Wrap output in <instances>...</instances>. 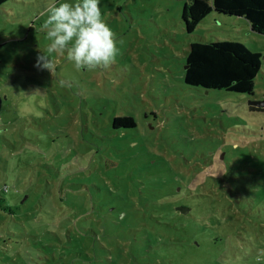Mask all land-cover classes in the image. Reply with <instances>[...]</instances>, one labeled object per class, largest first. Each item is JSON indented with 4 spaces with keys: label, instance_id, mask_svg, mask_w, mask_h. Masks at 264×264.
Masks as SVG:
<instances>
[{
    "label": "rangeland",
    "instance_id": "374dc122",
    "mask_svg": "<svg viewBox=\"0 0 264 264\" xmlns=\"http://www.w3.org/2000/svg\"><path fill=\"white\" fill-rule=\"evenodd\" d=\"M184 3L0 5V264H89L66 244V229L82 235L69 222L87 226L119 197L136 199L150 171L181 177L206 168L241 174L243 200L235 204L226 193L235 184L191 185L190 222L211 226L201 195L208 193L224 204L228 197L218 217L233 228L190 230L221 254L218 264H264V105L250 109V101L264 100V34L221 13L188 34ZM200 37L241 41L262 54L254 94L184 82L190 42ZM126 115L137 125L113 128L114 117Z\"/></svg>",
    "mask_w": 264,
    "mask_h": 264
},
{
    "label": "trees",
    "instance_id": "16d2710c",
    "mask_svg": "<svg viewBox=\"0 0 264 264\" xmlns=\"http://www.w3.org/2000/svg\"><path fill=\"white\" fill-rule=\"evenodd\" d=\"M6 1L0 0V5ZM184 1L181 18L188 34L193 33L211 13L243 17L252 31L264 34V0ZM261 57L260 52L252 51L241 41L204 40L200 37L190 42L185 58L184 82L206 89L254 94L255 78L261 70ZM253 108L258 107L250 105V109ZM136 125L135 118L130 115L117 116L112 121L113 128ZM151 163L152 160L149 161ZM226 173L206 168L200 173H183L178 177L172 173L150 171L146 173L148 180L136 185L139 188L144 184L143 188L133 193L136 199L128 195L119 197L116 205L112 202V205H106L103 214L98 212L102 220L91 219L87 226L79 219L69 222L74 231L82 235L73 237V232L66 229V244L69 241V246L75 248L73 255L85 259L89 264H97L101 258L108 260V264H125L128 260L130 264H218L221 259L223 263L221 254L210 253L206 249L209 240L197 239L190 227L209 228L210 231H217L220 227L233 228L232 220L229 223L225 217H218V209L223 211L228 208V197L224 196L227 201L224 204L208 193L201 194L210 204L212 224L196 225L195 221L190 222L196 201L192 199L194 194L190 188L195 185L198 190L205 189L203 185L206 180L219 182L221 189L227 188L225 182L235 184L233 191L230 188L225 191L230 193L231 199L236 200V204L243 200V188L238 186L243 176ZM180 206H187L189 210L184 213L178 208ZM236 207L241 211L240 204ZM59 222L58 225H61ZM185 236H188L186 240ZM55 238L61 241L58 233ZM125 247H128V251Z\"/></svg>",
    "mask_w": 264,
    "mask_h": 264
},
{
    "label": "water",
    "instance_id": "95a60500",
    "mask_svg": "<svg viewBox=\"0 0 264 264\" xmlns=\"http://www.w3.org/2000/svg\"><path fill=\"white\" fill-rule=\"evenodd\" d=\"M250 104L257 105V106H262L264 105V100H252L250 101ZM182 212H187L189 210L188 207L180 206L178 207Z\"/></svg>",
    "mask_w": 264,
    "mask_h": 264
},
{
    "label": "crops",
    "instance_id": "0c3cea01",
    "mask_svg": "<svg viewBox=\"0 0 264 264\" xmlns=\"http://www.w3.org/2000/svg\"><path fill=\"white\" fill-rule=\"evenodd\" d=\"M248 23V22H247Z\"/></svg>",
    "mask_w": 264,
    "mask_h": 264
}]
</instances>
